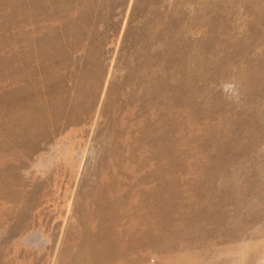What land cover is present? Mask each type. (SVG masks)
I'll return each mask as SVG.
<instances>
[{
    "label": "rangeland",
    "instance_id": "374dc122",
    "mask_svg": "<svg viewBox=\"0 0 264 264\" xmlns=\"http://www.w3.org/2000/svg\"><path fill=\"white\" fill-rule=\"evenodd\" d=\"M129 227L125 264H264V0H0V264Z\"/></svg>",
    "mask_w": 264,
    "mask_h": 264
},
{
    "label": "bare ground",
    "instance_id": "6f19581e",
    "mask_svg": "<svg viewBox=\"0 0 264 264\" xmlns=\"http://www.w3.org/2000/svg\"><path fill=\"white\" fill-rule=\"evenodd\" d=\"M145 219L147 220V216H145V218H141V220H145ZM130 222L133 223L134 219H131ZM101 224H105V223L101 221L100 225ZM102 226L103 225H101V228H102ZM136 230L137 229H133L132 227H129L123 233L121 231H119L121 233L120 235L122 237L119 236V235L117 236V235H115L112 232L110 235H107V237H106L107 239L105 241H100L97 238L99 236V234L97 235L96 238H94L92 236L91 239L90 238L86 239L85 245H83L78 250V252L75 253L76 254L75 255L76 263L77 264L85 263V262H88L89 259H91V258H92V260H95V261H98V262H100V261L102 262V261H104V259L101 258L100 256H102V254L104 255L103 252L106 251L105 252V256H106L109 252H111L109 250L111 248H114V246H115L116 250L119 252L118 255H115L113 253L111 255L106 256L105 260H107V261H115V260H117V258H119L120 256L123 255V257H121V261H120L119 264H125L124 258H125L126 253L128 252L129 246L126 245L125 240H124L125 236L123 237V234H125V235H127L129 237H131L133 235H134V237H136V232H137ZM105 231H107V232H105ZM100 232L101 233L103 232L104 235H106L108 232H110V230L106 228V230L101 229ZM131 238H133V237H131ZM131 242H132V239H131ZM104 246H108V247L104 248Z\"/></svg>",
    "mask_w": 264,
    "mask_h": 264
}]
</instances>
